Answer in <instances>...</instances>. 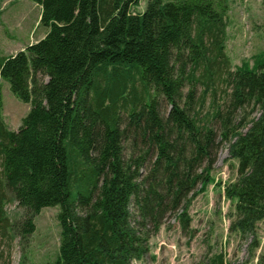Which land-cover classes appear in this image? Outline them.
Wrapping results in <instances>:
<instances>
[{"label": "trees", "instance_id": "obj_1", "mask_svg": "<svg viewBox=\"0 0 264 264\" xmlns=\"http://www.w3.org/2000/svg\"><path fill=\"white\" fill-rule=\"evenodd\" d=\"M32 1L47 32L0 55V264L17 239L24 249L45 207H60L61 229L47 264H133L149 250L141 227L158 230L169 208L183 205L177 216L187 229L189 193L212 180L213 119L238 162L225 187L235 207L230 230L256 237L264 219V64L232 69L231 0H146L143 11L133 10L142 0ZM3 81L30 105L16 130L4 116ZM159 96L171 105L166 116ZM249 108L259 116H245ZM130 137L156 151L146 176V155L124 157ZM15 203L23 215L9 213ZM209 264L227 263L218 254Z\"/></svg>", "mask_w": 264, "mask_h": 264}, {"label": "rangeland", "instance_id": "obj_2", "mask_svg": "<svg viewBox=\"0 0 264 264\" xmlns=\"http://www.w3.org/2000/svg\"><path fill=\"white\" fill-rule=\"evenodd\" d=\"M145 7L146 0H142L133 10L143 11ZM41 11L40 5L32 0H0V55L15 54L43 37L47 29L40 22ZM228 15L226 52L231 57L232 69L244 63L251 68L256 63L258 66L264 64V0H231ZM187 90L186 88L184 92ZM2 92L6 122L11 129L16 130L30 105L20 101L11 92L6 81L2 83ZM197 98L202 101V86H198ZM204 98L201 105L203 111L211 112L212 97L206 95ZM158 100L162 115H168L170 103L163 96H159ZM223 101L225 105L226 100ZM251 112V108L247 109L245 116L251 119L260 114L258 110ZM124 126L125 121L122 123V127ZM211 126L218 135L212 151V180L204 188L201 181L198 182L188 195L190 197L196 194L189 207L192 218L190 226L184 229L179 222L177 215L183 205L177 212L167 209L160 219L158 230L152 222L144 224L141 229L149 235V250L143 258L134 260L133 264H209L218 254L225 256L227 264H264V219L257 223L256 237L230 230L235 207L226 196L225 187L237 179L238 162L230 157L229 143L221 142L220 121L211 120ZM146 147L134 137L124 142L123 153L126 160L146 155L141 167L143 176L150 173L156 159V151L152 149L147 152ZM207 161L197 165L195 171L200 173ZM8 211L12 215L24 214V209L19 208L16 203L9 205ZM59 212V206L43 208L35 216L36 231L24 244V249L17 239L9 256L7 257L6 252L1 263L47 264L54 261L60 246ZM138 212L139 209L133 202L134 223L139 218ZM255 241L257 247L253 246Z\"/></svg>", "mask_w": 264, "mask_h": 264}, {"label": "crops", "instance_id": "obj_3", "mask_svg": "<svg viewBox=\"0 0 264 264\" xmlns=\"http://www.w3.org/2000/svg\"><path fill=\"white\" fill-rule=\"evenodd\" d=\"M44 35H45V34H44ZM44 35H43V36H44ZM42 38H43V37H42Z\"/></svg>", "mask_w": 264, "mask_h": 264}]
</instances>
